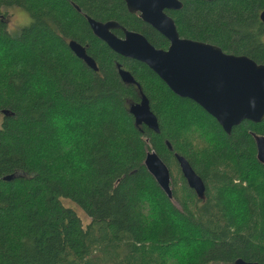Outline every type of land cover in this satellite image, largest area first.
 Instances as JSON below:
<instances>
[{
  "label": "trees",
  "instance_id": "trees-1",
  "mask_svg": "<svg viewBox=\"0 0 264 264\" xmlns=\"http://www.w3.org/2000/svg\"><path fill=\"white\" fill-rule=\"evenodd\" d=\"M180 1L179 10H165L180 37L264 64V0ZM12 7L30 21L11 31ZM86 16L169 45L124 0H0V264H264V167L251 135L264 134V119L226 133L146 64L112 51ZM117 62L139 88L120 80ZM141 93L158 132L128 111ZM151 150L171 170V198L144 165ZM174 153L203 180L202 198Z\"/></svg>",
  "mask_w": 264,
  "mask_h": 264
},
{
  "label": "water",
  "instance_id": "water-1",
  "mask_svg": "<svg viewBox=\"0 0 264 264\" xmlns=\"http://www.w3.org/2000/svg\"><path fill=\"white\" fill-rule=\"evenodd\" d=\"M129 12L162 34L169 42L166 49L156 48L138 31L128 30L115 20L98 21L86 16L93 34L118 55L146 64L177 96L188 98L215 118L226 133L243 120L254 123L264 119V64L243 54L224 52L219 46L180 37L173 18L165 10H179L180 0H124ZM77 8V7H76ZM264 26V9L259 14ZM120 29L122 36L113 30ZM69 49L87 66L97 71L94 59L85 47L75 40L68 42ZM117 74L125 84L139 88L132 74L116 63ZM136 125L144 124L159 131L156 115L149 100L141 93L139 102L128 109ZM256 158L264 167V134L251 132ZM168 147H170L169 143ZM181 175L187 186L202 198L204 182L182 155L174 153ZM144 165L161 190L172 196L170 169L154 151H148ZM232 264H260L236 258Z\"/></svg>",
  "mask_w": 264,
  "mask_h": 264
},
{
  "label": "rangeland",
  "instance_id": "rangeland-1",
  "mask_svg": "<svg viewBox=\"0 0 264 264\" xmlns=\"http://www.w3.org/2000/svg\"><path fill=\"white\" fill-rule=\"evenodd\" d=\"M30 21L29 15L21 8L12 7L7 11V24L8 29L13 30L28 24ZM171 171V170H170ZM175 174V172L173 171ZM65 206L71 207L75 210L78 216L81 218L83 224H87L89 219L87 215L72 201L69 199H62Z\"/></svg>",
  "mask_w": 264,
  "mask_h": 264
},
{
  "label": "flooded vegetation",
  "instance_id": "flooded-vegetation-1",
  "mask_svg": "<svg viewBox=\"0 0 264 264\" xmlns=\"http://www.w3.org/2000/svg\"><path fill=\"white\" fill-rule=\"evenodd\" d=\"M115 30V29H114Z\"/></svg>",
  "mask_w": 264,
  "mask_h": 264
}]
</instances>
